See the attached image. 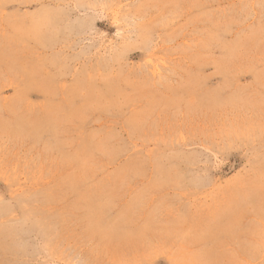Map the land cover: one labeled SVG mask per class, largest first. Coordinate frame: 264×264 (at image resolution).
<instances>
[{
    "label": "rangeland",
    "instance_id": "obj_1",
    "mask_svg": "<svg viewBox=\"0 0 264 264\" xmlns=\"http://www.w3.org/2000/svg\"><path fill=\"white\" fill-rule=\"evenodd\" d=\"M0 264H264V0H0Z\"/></svg>",
    "mask_w": 264,
    "mask_h": 264
}]
</instances>
